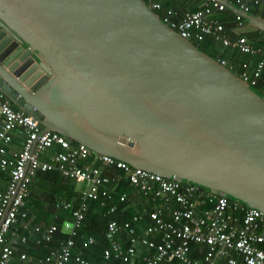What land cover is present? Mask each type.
Wrapping results in <instances>:
<instances>
[{
    "label": "water",
    "instance_id": "1",
    "mask_svg": "<svg viewBox=\"0 0 264 264\" xmlns=\"http://www.w3.org/2000/svg\"><path fill=\"white\" fill-rule=\"evenodd\" d=\"M0 90L43 130L264 212V91L143 0H0Z\"/></svg>",
    "mask_w": 264,
    "mask_h": 264
},
{
    "label": "built area",
    "instance_id": "2",
    "mask_svg": "<svg viewBox=\"0 0 264 264\" xmlns=\"http://www.w3.org/2000/svg\"><path fill=\"white\" fill-rule=\"evenodd\" d=\"M189 1L196 3V7L181 12L158 1H149L147 6L154 12L160 11V19L194 46L210 38L222 48L257 55L253 67L242 62L237 72L243 81L255 85L264 71V45L253 44L243 34L226 32L219 18L227 9L222 0ZM224 1L248 12L247 0ZM253 2L264 4V0ZM232 13L233 29L241 28L243 18ZM217 61L227 64L223 58ZM0 171L6 174L5 186L0 190V264H90L82 250L95 243L94 237L79 235V248L72 253L74 237L83 225L89 204L106 206L121 177L136 195L150 197L152 206L149 210L144 207L129 219L105 222L106 246L101 250L105 262L264 264V212L193 183L177 182L134 168L122 160L95 153L57 132L43 130L36 118L14 107L1 90ZM37 172H56L78 185L72 202L56 204L71 209L70 219L62 220L59 225L30 224L21 206L28 193V183ZM126 198L121 193L117 202ZM116 209V203L111 202L104 214ZM144 218L147 222L140 226ZM19 219L21 223L17 226ZM57 231L66 236L48 252L32 257L23 251L16 252L17 246L29 239L36 243L51 242Z\"/></svg>",
    "mask_w": 264,
    "mask_h": 264
},
{
    "label": "trees",
    "instance_id": "3",
    "mask_svg": "<svg viewBox=\"0 0 264 264\" xmlns=\"http://www.w3.org/2000/svg\"><path fill=\"white\" fill-rule=\"evenodd\" d=\"M146 4L149 1H158L162 6L165 7H173L176 11L181 12L183 10V2L182 0H143ZM191 8L194 9V6ZM155 13L160 17L161 12L156 10ZM233 13L230 9H226L220 15V20L222 21L226 32H229L231 26H233ZM253 44H256L257 41H252ZM260 43V42H258ZM195 47L206 53L211 58L217 59H225L228 68L230 63H234L235 61L240 62L244 57L250 56L253 58H258L257 55H249L241 53L235 49L230 48H222L221 45L212 40L206 39L201 44L195 45ZM238 57V58H236ZM240 60V61H239ZM231 72L238 74L237 69L234 65H230L228 68ZM250 88L258 94H262L264 89V71L261 73L260 77L257 79L255 85L250 84ZM117 173L118 171L115 170ZM3 174V178L5 180L6 174L5 172L0 171V175ZM75 182L70 179H65L58 175L56 172H37L30 182L28 183L27 188V196L23 201V205L21 206V210L26 212L27 219L30 224H38L41 223L43 225H47L50 223L59 225L62 220L70 219V208H62L61 206H56L60 201H69L72 202L76 195V186L73 185ZM1 184V183H0ZM5 186V185H4ZM4 188V187H3ZM0 185V190L3 189ZM201 189H205L200 187ZM126 194V200L124 202L118 203L117 197L121 194ZM138 195L134 192V189L128 185L126 180L122 179V177L118 180L116 185L111 192V201H107L106 206L114 202L117 205V209L113 213H105L106 206H100L96 202H91L89 204V208L85 213V218L83 220V225L78 229V235L74 237L75 246L72 248V253L77 251L79 248V235H91L95 239V243L86 247L82 250V254L89 260L90 264H113V261H104L101 257V250L106 246V242L104 240V228L105 222L108 219H116L117 221H123L129 219L135 212H137V206H130V199H136ZM142 197V196H141ZM229 199H231L229 197ZM129 204V205H128ZM147 222V218H144L143 222H141L140 226L145 225ZM21 223L19 219L18 225ZM66 235L64 233H60L57 231L54 235V238L49 243H36L34 240H27L26 243L18 245L16 252H25L27 256L32 257L35 255H41L52 247H55L56 244L62 240ZM166 264H180L176 260L168 261Z\"/></svg>",
    "mask_w": 264,
    "mask_h": 264
},
{
    "label": "crops",
    "instance_id": "4",
    "mask_svg": "<svg viewBox=\"0 0 264 264\" xmlns=\"http://www.w3.org/2000/svg\"><path fill=\"white\" fill-rule=\"evenodd\" d=\"M182 2H183V6H182L183 10H185V9L191 10V9H193V8H191L192 6H194V8L196 7V3L192 2V1L182 0ZM246 2L248 5V12L251 15L257 16L260 19L264 20V4L259 5L258 3H254L253 0H247ZM244 23H245V21H244ZM246 24L249 26V28H243V25H242V27L239 29H233V26H231L230 29L228 30L229 31L228 33H230V34L240 33V34H243L250 42H252L253 40L255 42V40H256L257 43L255 45H264V31L256 29V28L252 27L251 25H249L248 23H246ZM258 42H260V43H258ZM236 58H238V57H236ZM256 59H257L256 57L253 58V57L247 56V57L243 58V60H245V61H241V63L246 62L248 67L251 68V67H253ZM241 63L238 61L237 62L235 61L234 63H230V65H234L237 69V72H238ZM263 91H264V89H263ZM0 183H1L0 185L3 188L5 183H6V179L4 180L3 174L0 175ZM78 188L79 187L76 184V190H78ZM137 195H138V197H136V199L133 198V199L129 200L130 206H134V207L137 206L138 207L136 210L137 212H142L144 209L149 210L152 206V201H151L150 197L144 196V195H139V194H137ZM137 212H135V213H137Z\"/></svg>",
    "mask_w": 264,
    "mask_h": 264
},
{
    "label": "rangeland",
    "instance_id": "5",
    "mask_svg": "<svg viewBox=\"0 0 264 264\" xmlns=\"http://www.w3.org/2000/svg\"><path fill=\"white\" fill-rule=\"evenodd\" d=\"M147 5H148V4H147ZM259 5H260V4H259ZM243 28H249V26L246 24V22L243 24ZM73 185L76 186V183H75V184L73 183Z\"/></svg>",
    "mask_w": 264,
    "mask_h": 264
}]
</instances>
